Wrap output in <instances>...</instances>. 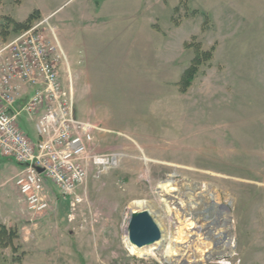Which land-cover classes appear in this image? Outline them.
I'll list each match as a JSON object with an SVG mask.
<instances>
[{"label":"rangeland","instance_id":"obj_1","mask_svg":"<svg viewBox=\"0 0 264 264\" xmlns=\"http://www.w3.org/2000/svg\"><path fill=\"white\" fill-rule=\"evenodd\" d=\"M100 4L0 0V50L35 26L57 47L62 29L74 56L69 66L56 49L63 89L96 127V152L117 157L42 213L16 177L0 183L16 188L7 216L22 206L21 237L0 223V263L264 264V0H122L117 15L86 14ZM134 201L160 226L148 256L129 252ZM168 245L189 251L181 263Z\"/></svg>","mask_w":264,"mask_h":264},{"label":"built area","instance_id":"obj_2","mask_svg":"<svg viewBox=\"0 0 264 264\" xmlns=\"http://www.w3.org/2000/svg\"><path fill=\"white\" fill-rule=\"evenodd\" d=\"M38 34L35 26L0 50V155L21 166L16 186L33 213L53 209L55 193L74 194L91 167L104 172L117 163L115 155L96 152V127L77 118L72 96L63 89L58 46L45 44ZM27 88L33 93L23 111L37 116L36 141L21 129L20 114L13 111Z\"/></svg>","mask_w":264,"mask_h":264},{"label":"crops","instance_id":"obj_3","mask_svg":"<svg viewBox=\"0 0 264 264\" xmlns=\"http://www.w3.org/2000/svg\"><path fill=\"white\" fill-rule=\"evenodd\" d=\"M96 1H100L101 4L99 5V7H96L92 10H90V12H92L91 14L86 13L87 15H93V16H102V15H117L119 13V11H122V4L121 1L122 0H96ZM120 9V10H119ZM119 10V11H118ZM58 12V10L56 11ZM107 13V14H106ZM55 14H53L52 16H54ZM29 16V15H28ZM103 17V16H102ZM55 29L56 30V34L54 35V38L56 39V43L58 45V48H60L61 50V54L63 55V57H65L66 62L69 64V66H72L73 64V44L71 43L70 45H68V43L66 42V44L64 43V39H62V34L64 33L62 31V29L59 28V26L56 24L55 25ZM3 43H0V45H2ZM27 95L21 96V99H19L17 101V103L15 104V106L13 107V111H16L17 113H19V124L21 129L28 135V137L33 140L36 141L37 140V133H36V121H37V116L34 117H29L24 111H23V107L26 104V102L28 101V99L31 98L33 90L31 88H27ZM21 170V166L8 158H4L0 155V183L2 185H6L8 180L13 179L14 177H16L18 175V173ZM16 175V176H15ZM6 182V183H5ZM11 186L6 188H0V195L2 196V200L3 202H0V205H2V208H4V212H1L0 214V223H2L3 225H7L9 227H17L18 229L21 230L20 232V237L22 236V206L20 204L17 203V205L15 206V215L16 217L13 216H7L8 214H10V212H8L7 210L12 208V204L15 201H11L9 198L10 196L13 195L15 188V184H10ZM12 198V197H11ZM14 205V204H13ZM14 207V206H13ZM7 208V210L5 211V209ZM19 210V211H18ZM3 221V222H1ZM8 251V250H7ZM10 251V250H9ZM7 253V252H6ZM0 264H26V262H22V260L17 261V262H9V263H0ZM29 264V263H28Z\"/></svg>","mask_w":264,"mask_h":264},{"label":"water","instance_id":"obj_4","mask_svg":"<svg viewBox=\"0 0 264 264\" xmlns=\"http://www.w3.org/2000/svg\"><path fill=\"white\" fill-rule=\"evenodd\" d=\"M128 235L130 243L138 247L152 245L162 236L159 224L148 210L131 213Z\"/></svg>","mask_w":264,"mask_h":264},{"label":"bare ground","instance_id":"obj_5","mask_svg":"<svg viewBox=\"0 0 264 264\" xmlns=\"http://www.w3.org/2000/svg\"><path fill=\"white\" fill-rule=\"evenodd\" d=\"M167 185H164V187H166ZM145 202L144 201H134L131 203V209L132 211H141V210H144L145 208ZM184 213L185 212H182V213H178L177 212V215L180 217V215H183L184 216ZM183 225V223H182ZM205 226L204 222L202 224V226ZM204 232V231H203ZM176 241H184L187 237V233L184 231V228H179V230L177 231V234H176ZM208 239V238H207ZM206 239V240H207ZM209 240V239H208ZM163 243V240L159 241L158 243L156 244H152V245H149V246H144V247H138L136 245H133V244H128V248H129V252L132 253L133 255H136L138 257H143V256H148L150 254H152L153 252V246H158V245H161ZM202 246H205V247H209L212 249V241H208L207 243H202ZM210 249V252H216V247L213 248V250ZM218 250V249H217ZM167 251H168V254L169 255H174V254H178L181 256L180 258L177 259V263H181V260L184 258L185 256V253L187 252L186 250L181 252L177 247H174V246H171V245H168L167 246ZM189 252V251H188ZM187 252V253H188ZM188 256V254H187ZM202 256V255H201ZM187 259L189 260L190 259V256L187 257Z\"/></svg>","mask_w":264,"mask_h":264}]
</instances>
